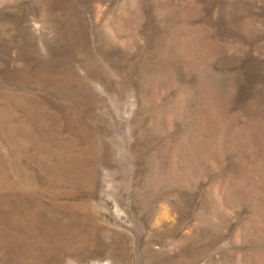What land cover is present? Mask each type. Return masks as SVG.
<instances>
[{
	"label": "rangeland",
	"instance_id": "374dc122",
	"mask_svg": "<svg viewBox=\"0 0 264 264\" xmlns=\"http://www.w3.org/2000/svg\"><path fill=\"white\" fill-rule=\"evenodd\" d=\"M0 264H264V0H0Z\"/></svg>",
	"mask_w": 264,
	"mask_h": 264
}]
</instances>
